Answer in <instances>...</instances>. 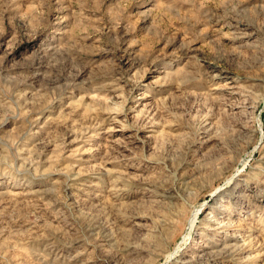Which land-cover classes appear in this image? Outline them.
<instances>
[{"label": "rangeland", "instance_id": "obj_1", "mask_svg": "<svg viewBox=\"0 0 264 264\" xmlns=\"http://www.w3.org/2000/svg\"><path fill=\"white\" fill-rule=\"evenodd\" d=\"M0 264H264V0H0Z\"/></svg>", "mask_w": 264, "mask_h": 264}, {"label": "bare ground", "instance_id": "obj_2", "mask_svg": "<svg viewBox=\"0 0 264 264\" xmlns=\"http://www.w3.org/2000/svg\"><path fill=\"white\" fill-rule=\"evenodd\" d=\"M200 209H201V207L197 208V210H195L194 214L192 215V217L189 221V226H188V231L186 233V236H189L191 234V230L193 229V227L196 223Z\"/></svg>", "mask_w": 264, "mask_h": 264}, {"label": "water", "instance_id": "obj_3", "mask_svg": "<svg viewBox=\"0 0 264 264\" xmlns=\"http://www.w3.org/2000/svg\"><path fill=\"white\" fill-rule=\"evenodd\" d=\"M212 196H213V194H212Z\"/></svg>", "mask_w": 264, "mask_h": 264}]
</instances>
